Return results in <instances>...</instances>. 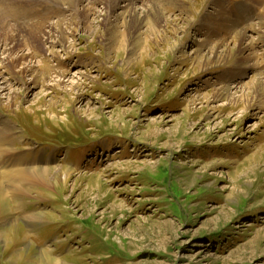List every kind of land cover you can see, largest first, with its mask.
Listing matches in <instances>:
<instances>
[{"label": "rangeland", "instance_id": "rangeland-1", "mask_svg": "<svg viewBox=\"0 0 264 264\" xmlns=\"http://www.w3.org/2000/svg\"><path fill=\"white\" fill-rule=\"evenodd\" d=\"M2 1L3 33L26 22L17 49L42 68L0 57V116L14 128L0 173L53 171L25 191L0 176V264H264V90L250 94L264 81V0H137L166 17L139 62L133 38L112 45L103 0ZM54 25L64 46L49 42ZM254 27L251 59L236 37ZM224 43L233 57L196 67ZM63 72L76 84L54 80ZM233 84L246 97L217 96Z\"/></svg>", "mask_w": 264, "mask_h": 264}, {"label": "bare ground", "instance_id": "bare-ground-1", "mask_svg": "<svg viewBox=\"0 0 264 264\" xmlns=\"http://www.w3.org/2000/svg\"><path fill=\"white\" fill-rule=\"evenodd\" d=\"M1 2H3V1L1 0ZM4 3L6 4L7 7L10 5L8 1L7 2L4 1L3 3H0L1 8L2 7L6 8ZM103 3H105L106 7H107V10L105 11V12H107L106 13L107 16L102 17V21H105L106 24H108L109 27L107 29H109V32H111L113 34V37H112L113 44L112 45L118 43V41H119V43H118V45H119L118 46L119 47V49H118L119 53H121L122 51L126 52L127 51V47L129 46V44H128L129 40L128 39L129 38L131 40L134 39V42L132 41L133 44H131L132 45L131 49L134 48V52L135 53L137 51H140L138 53L140 55V58H138V62L142 61V59L146 58L147 55H148V50L145 48V43L147 42L146 37H150L151 34L152 35H156L158 29H160V32H161L162 31L161 27H163L162 23L165 21L166 17L160 11H158L157 9L156 10H148V11L147 10H143L137 4V0H105V1L103 0ZM13 10H14L13 7L7 8V10L5 9V11H8V12L10 11L11 13H12ZM1 12H0V57L3 58L2 64L0 63L1 66H3V64H7L8 62H11V63H13L15 65L20 64L21 69L19 71L22 74L35 75L37 73V71H40L42 66L40 65L41 68L38 70L39 66L37 64H35L36 62L34 63L33 61H31V58L34 56V53L27 51L28 47L26 49L24 47L23 48L21 47L22 49L21 48L17 49V45H19V42L21 41V39H23V38L25 39V33H24V26L23 25L26 22H19L18 23L19 24V26H18L19 30L18 31L16 30L15 32H13V31L10 30L9 32L3 33V31H2L3 30V26L6 23L3 20V16L1 14ZM108 13L114 15V19L110 20L109 23H108L109 19H107V17H109ZM21 15L22 16L25 15L24 12L23 13L21 12ZM23 20H25V19H23ZM7 23H8V21H7ZM122 26H126L127 28H131V27L135 26L136 29H139L137 32H139V31H141V32L139 34L137 33L136 36H133L132 33H129V37H127L128 33L126 31L122 32V30H121ZM64 30L59 28L58 26H55L54 28L50 26L49 32L53 31V35H54V40H50L49 41L51 43V46L52 45H63L64 46V41L66 39L65 38V34H64ZM260 30H261L260 28H255L254 27V28H249L248 31L245 30V31H242L241 33H238L236 38H239V46H240L239 50H240V53L243 55V57H244V55L246 57H248V56L251 57V56L256 54L254 52L255 50H254V47H253L254 43L252 42L253 40L251 39V34H252L251 32H255V33L260 34L262 32ZM121 33H122V36H121L120 39H118L120 37L119 35ZM142 33H144V35L145 34L147 35V36H145V40L144 41H141V34ZM5 34H8V35L5 37V39H3L2 36L5 35ZM262 34L264 35V33H262ZM158 38H159V36L156 35V38H153V40L154 39L158 40ZM151 40H152V38H151ZM236 48H237V46L236 47L235 46H230V45L224 43V45H221L216 50L214 49L212 55H209V52H208V54L204 53L199 58L197 57L198 58L197 59L198 60V65H196V67L199 66L203 70V69L208 68L212 62H213L212 64L218 63V65H220V64H222V62L224 63V61H227L229 58L233 57L236 54L235 53ZM56 52L57 51H54L52 54L55 55ZM246 53H247V55H246ZM251 59H252V57H251ZM253 69H255V68H253ZM52 76H50V78ZM55 77H58V78H54V80L57 79V81L59 83H60V81H64L66 77L68 78L67 81H70L69 79H71V82L73 84H76V82H77V81L74 80L73 76H70L68 74V72H66V73L63 72V73H61L58 76L56 75ZM62 78H63V80H62ZM250 85L253 88V91L251 90V92H250V94L253 96V98H255V95L257 93H261L264 90V81H263L262 78L260 80H257V81H252L250 83ZM4 87L5 86L0 87V89L4 88ZM6 87H7V85H6ZM243 91L244 90H241V89L239 90L238 86L229 85V86L225 87V89H223V90H218L216 92V94H217V96L219 98H224L225 100H227L229 102H232L234 100L236 101L237 97H239V98L240 97H246V94H244ZM229 92H231L230 93L231 94V98L230 99H228L227 96H226V94L229 93ZM253 101H254V99H253ZM6 121H5V119H3V117L0 116V138L3 137L4 140H10L12 135L9 136L8 132L10 130H12V129L14 131V128H13V126L11 125V123L9 121H7V122ZM12 134H13V132H12ZM7 143L8 142L0 141V151H6V150L8 151L10 144L7 145ZM0 154H2V153H0ZM1 157L2 156L0 155V158ZM4 157H5V155H4ZM12 157H13V155H12ZM19 161H21V159ZM8 164L9 163H7L4 166V168H7ZM52 171H53V169L36 168L34 170H26L25 168L18 167V168H13L11 170H4V173H0V176H2V177L4 176L5 178H7L8 179L7 181L11 182L13 185H16L15 183H18L17 185H19V182L23 181V184H21L22 188H20V189L22 191H25L26 187L24 186V184H27V182H28L29 185H31V183L33 181H38V182L39 181H45V183H46V180H48V178H50V175H51ZM56 174H58V176L65 175L66 174V170L62 169V170H60V172H58V173L56 172ZM53 175H54V173H53ZM53 179H55V177ZM1 181H0V214L8 208L6 206L7 197H6V195H5L4 191H3V185L1 183ZM62 183H63V181H62ZM6 185H7V183H6ZM60 185H58V186H60ZM56 186H57V184H56ZM30 187H32V186H30ZM43 198H45V197H43ZM3 216H5V214H3ZM8 218H10V217H8ZM2 223L6 224V227H9V225H12V226L18 225V227H19V223H17V222L14 223L13 221H11L9 219L7 221H2ZM22 228H23V226H22ZM3 232L1 234H3ZM12 236H13V234H12ZM17 240H19V239H17ZM17 240H15V241H17ZM7 242H9V241H7ZM18 256H19V254H18ZM48 262H50V260Z\"/></svg>", "mask_w": 264, "mask_h": 264}]
</instances>
